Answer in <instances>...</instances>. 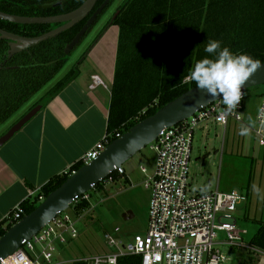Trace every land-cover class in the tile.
I'll use <instances>...</instances> for the list:
<instances>
[{"label":"trees","instance_id":"trees-1","mask_svg":"<svg viewBox=\"0 0 264 264\" xmlns=\"http://www.w3.org/2000/svg\"><path fill=\"white\" fill-rule=\"evenodd\" d=\"M84 1L0 0V12L21 17H53L77 9ZM103 1L98 0L93 11ZM86 20L10 60H7L8 42L0 40V126L28 105L63 69L70 56L64 54V48ZM59 26L0 21L1 30L23 38H36ZM110 26L118 28V42L105 134L108 144L116 140L117 134L122 136L197 87L189 73L195 61L208 57L204 52L208 39L220 40L232 52L247 53L264 64V0H125L85 51L83 60ZM77 76V68L71 70L27 112L42 101H51ZM81 167V162H77L68 171L52 177L37 196L45 199ZM123 176V170L114 171L94 189L103 191L105 182L115 183ZM37 196L20 205L21 219L37 208ZM69 210L78 216L89 211L90 206L81 201L70 205ZM244 219L257 225L250 242L264 252V218L248 214ZM15 224L9 219L0 222V237ZM252 262L247 260L245 264ZM118 264H141V261L130 256L119 259Z\"/></svg>","mask_w":264,"mask_h":264},{"label":"built area","instance_id":"built-area-1","mask_svg":"<svg viewBox=\"0 0 264 264\" xmlns=\"http://www.w3.org/2000/svg\"><path fill=\"white\" fill-rule=\"evenodd\" d=\"M89 89L104 86L102 80L91 76ZM241 100L236 112L225 115L221 99L198 111L176 126L165 129L149 145L155 153V167L151 177L144 182L145 189L150 190L148 224L144 235H136L131 242H123L111 235H105L108 251L74 262L83 264H118L123 257H139L141 264H223L225 256L216 247L228 246L241 250L256 264H264V252L254 247L251 242L244 243L246 232L236 227L231 216L245 201V196L238 192H215L190 194L189 161L194 129L202 123H213L226 129L229 122L242 123L241 110L246 98ZM258 129L256 136L264 137V86L260 107L256 117ZM121 135L117 134L116 139ZM108 146L105 137L87 151L80 160L82 166L90 164ZM142 174H146L144 168ZM109 182H105V188ZM95 186L91 190L96 191ZM39 190L30 192L29 198L37 196ZM97 192V191H96ZM39 203L44 201L38 195ZM81 201L89 203L86 193L71 205ZM69 208L56 216L42 230L0 264H50L55 253V243L61 245L75 240L77 231L74 219L82 215L67 213ZM21 206L15 208L8 218L11 223L21 220ZM76 216V217H74ZM117 232V230H116ZM218 233L225 234L224 241H218ZM39 247V251L37 250Z\"/></svg>","mask_w":264,"mask_h":264},{"label":"rangeland","instance_id":"rangeland-1","mask_svg":"<svg viewBox=\"0 0 264 264\" xmlns=\"http://www.w3.org/2000/svg\"><path fill=\"white\" fill-rule=\"evenodd\" d=\"M124 1L114 0L99 22L71 52L58 75L28 105L0 126V137L71 70L77 68V75L81 78L90 73L92 68L82 56ZM261 90L262 86L246 90L240 114L243 123L247 124L249 118L252 120L249 134L240 136L238 132L241 124L234 126L232 121L226 129L213 123L199 124L194 129L188 164L190 194L217 190L219 193L235 191L245 196L246 201L231 216L236 221L237 229L246 232L243 236L246 244H249L256 233L257 225L251 220H245V215L264 218V198L258 197L253 191V186H257L261 189V196H264V137L259 139L255 133L258 129L256 117ZM206 154L208 156L203 160ZM154 167L155 153L147 146L122 165L124 176L120 181L108 183L100 192L90 190L87 194L90 196L91 209L80 218H73L76 239L64 245L55 243V253L50 264H72L76 260L107 252L105 235L123 242H131L134 236L144 235L148 224L150 190L145 189L143 184L152 176ZM142 168L146 170V174L141 173ZM125 180L128 183H124ZM67 213L70 214L71 211L68 210ZM126 213H131L132 218L125 220L123 215ZM217 240L224 241L225 234L218 233ZM216 249L227 259L223 264H245L247 260H251L241 250L228 246H218ZM37 250L39 251L38 246ZM253 263L256 264H251Z\"/></svg>","mask_w":264,"mask_h":264},{"label":"crops","instance_id":"crops-1","mask_svg":"<svg viewBox=\"0 0 264 264\" xmlns=\"http://www.w3.org/2000/svg\"><path fill=\"white\" fill-rule=\"evenodd\" d=\"M117 42L118 28L108 27L84 60L90 73L78 75L0 148V222L105 137ZM93 75L104 86L89 89Z\"/></svg>","mask_w":264,"mask_h":264},{"label":"water","instance_id":"water-1","mask_svg":"<svg viewBox=\"0 0 264 264\" xmlns=\"http://www.w3.org/2000/svg\"><path fill=\"white\" fill-rule=\"evenodd\" d=\"M97 1L85 0L77 9L67 14L53 17H21L0 12V21L11 24L60 25L56 29L36 38H23L0 29V40L8 42L7 60L30 47L56 38L87 19L73 40L64 48V54L69 56L85 35L88 34L111 0H104L93 11ZM259 86H264V66L259 68L245 82L242 89L248 90ZM218 100H220L219 97L212 98L195 87L159 109L153 116L136 124L120 138L109 143L94 161L73 172L32 213L24 216L0 237V263L19 249L23 241L30 240L56 216L66 211L77 198L85 195L93 186L104 181L109 174L114 171L122 172V165L140 150L153 143L165 129L184 122L198 111ZM46 104V101L40 102L14 123L0 137V148L28 124ZM207 156L206 154L202 159L204 160ZM123 218L129 220L132 218V214L126 213Z\"/></svg>","mask_w":264,"mask_h":264},{"label":"clouds","instance_id":"clouds-1","mask_svg":"<svg viewBox=\"0 0 264 264\" xmlns=\"http://www.w3.org/2000/svg\"><path fill=\"white\" fill-rule=\"evenodd\" d=\"M204 52L208 57L194 62L189 78L210 97L221 99L225 115L232 114L245 97L243 85L264 64L247 53L232 52L216 39L207 40ZM251 126L252 120L249 118L247 124L241 123L238 134L247 136ZM253 191L264 198L259 187L253 186Z\"/></svg>","mask_w":264,"mask_h":264},{"label":"flooded vegetation","instance_id":"flooded-vegetation-1","mask_svg":"<svg viewBox=\"0 0 264 264\" xmlns=\"http://www.w3.org/2000/svg\"><path fill=\"white\" fill-rule=\"evenodd\" d=\"M113 2H114L113 0L110 1V3L108 4V6L104 9V11L102 12V14L98 17L97 21L94 23V25L92 26V28H93V27L99 22V20L101 19V17H102V16L105 14V12L110 8V6L113 4ZM117 9H118V8H117ZM116 13H117V10L113 13V15L109 18V20H110V19H113ZM109 20H108V21H109ZM108 21H107V22H108ZM92 28H91V29H92ZM91 29H90V31H91ZM90 31H89V32H90Z\"/></svg>","mask_w":264,"mask_h":264}]
</instances>
